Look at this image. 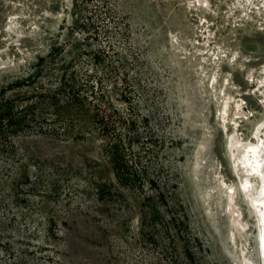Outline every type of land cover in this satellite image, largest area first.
I'll return each mask as SVG.
<instances>
[{"label": "rangeland", "instance_id": "1", "mask_svg": "<svg viewBox=\"0 0 264 264\" xmlns=\"http://www.w3.org/2000/svg\"><path fill=\"white\" fill-rule=\"evenodd\" d=\"M196 2L0 0V96L39 57L60 48L63 58L79 56L104 120H82L69 140L21 142L37 172L18 186H0V264H143L126 242L130 220L136 225L139 216L132 192L124 189L132 217L116 233L89 186L91 176L114 178L107 144L115 132L133 140L149 175L184 204L208 248L204 264H242L220 181L234 185L247 225L242 247L261 263L228 139L235 130L247 139L264 119V88H257L264 0H207V10ZM236 100L246 114L237 123Z\"/></svg>", "mask_w": 264, "mask_h": 264}, {"label": "trees", "instance_id": "2", "mask_svg": "<svg viewBox=\"0 0 264 264\" xmlns=\"http://www.w3.org/2000/svg\"><path fill=\"white\" fill-rule=\"evenodd\" d=\"M59 52L55 48L39 57L26 74L2 90L0 186H18L20 180L28 181L37 172V168L30 170L34 160L21 142L33 136L69 140L82 120L104 122L101 107L92 103L89 76L81 71L79 56L63 58ZM106 132L104 126L99 129V135ZM109 139L107 154L114 178L104 181L91 176L89 186L96 203L108 208L102 215L111 218V227L118 233L132 217L135 208L126 189L139 209L136 225L130 220L127 227L130 237L126 242L141 254L143 264H204L208 248L193 230L184 204L149 175L140 156L132 152L129 136L115 132ZM132 155L137 159L131 160Z\"/></svg>", "mask_w": 264, "mask_h": 264}, {"label": "bare ground", "instance_id": "3", "mask_svg": "<svg viewBox=\"0 0 264 264\" xmlns=\"http://www.w3.org/2000/svg\"><path fill=\"white\" fill-rule=\"evenodd\" d=\"M206 2L207 0H198V2L194 4V7L197 6L200 7L201 9L207 10L208 8H206L205 6ZM257 88L258 89L264 88V76L261 77V79L258 81ZM262 93H263L262 105H264V90ZM225 107L226 108H224L223 110L224 113L227 110L226 105ZM231 112L233 114L236 123L240 119L244 118V116L246 115L243 104L238 100H236L233 103ZM263 132H264V119L260 124H258L256 127H254L251 130V133L247 139L242 138L237 130H235L234 133L228 139V151L231 156L232 169L236 177L235 179H237L239 189L243 197L247 201L250 210L253 212V217L255 220L254 223L256 229L258 252L261 260L260 264H264V134ZM220 182L228 195L227 206L231 214V223L233 226L232 238L236 247V251H238L240 254L239 256L241 257L242 264H253L252 261H250V259H248V257L245 255L246 252L242 247L243 235L247 229V225L243 222L242 220L243 218H241V214H240L241 212L238 209L239 207L237 208L236 206L237 203L235 201L236 200L235 192L237 191L235 189L236 187L234 185L233 186L229 185L224 180H221Z\"/></svg>", "mask_w": 264, "mask_h": 264}]
</instances>
